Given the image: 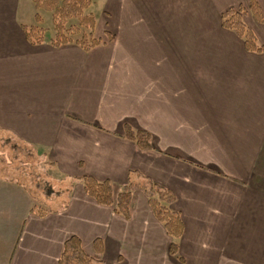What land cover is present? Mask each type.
<instances>
[{
  "label": "crops",
  "instance_id": "0c3cea01",
  "mask_svg": "<svg viewBox=\"0 0 264 264\" xmlns=\"http://www.w3.org/2000/svg\"><path fill=\"white\" fill-rule=\"evenodd\" d=\"M92 3L104 43L85 51L32 44L33 0H0V131L71 183L44 201L0 174V264H60L72 235L102 264H264V51L222 20L250 0ZM244 22L264 45V22L251 11ZM126 122L155 149L122 136ZM83 175L111 180L115 197L144 176L171 189L178 255L144 191L127 219L87 194Z\"/></svg>",
  "mask_w": 264,
  "mask_h": 264
},
{
  "label": "trees",
  "instance_id": "16d2710c",
  "mask_svg": "<svg viewBox=\"0 0 264 264\" xmlns=\"http://www.w3.org/2000/svg\"><path fill=\"white\" fill-rule=\"evenodd\" d=\"M33 2L37 9L52 13L54 35L49 37L47 29L43 26L23 25L26 37L32 44H40L47 40L55 47L75 43L85 51H90L104 43L103 39L95 33L97 20L90 10L91 0H33ZM248 11H251L257 20L264 22L258 0H250L249 8L240 6L226 9L222 13L223 26L234 30L244 40L247 50L263 52L264 45L258 42L251 27L244 22V15ZM36 19L41 20L38 13ZM122 136L135 141L142 149H155L152 135L146 129L133 128L131 124L126 122ZM78 179L83 184L87 194L98 203L114 206L115 212L127 219L131 218L134 189L144 191L155 217L164 225L167 233L173 238L170 245L171 255H178V239L183 235L184 223L180 212L172 207L176 196L171 189L155 182L148 176H144L143 181L139 184L130 181L121 188L115 197L114 187L109 179L97 180L91 175H83ZM32 210L39 216H45L51 212L50 209L41 204H35ZM95 243L98 246L97 250L103 252V247L99 246L102 241L96 239ZM60 264H102V262L89 255L83 248L81 239L76 235H72L65 241Z\"/></svg>",
  "mask_w": 264,
  "mask_h": 264
},
{
  "label": "rangeland",
  "instance_id": "374dc122",
  "mask_svg": "<svg viewBox=\"0 0 264 264\" xmlns=\"http://www.w3.org/2000/svg\"><path fill=\"white\" fill-rule=\"evenodd\" d=\"M36 10V14L40 15L41 20L38 21L35 14L32 25L43 26L47 29V35H54L52 13L37 8ZM90 10L93 12V3ZM0 168L1 175L23 182L36 196L45 198L44 201H48L47 198L58 190L65 191L71 184L69 181L59 183L56 179L51 178L53 172L42 153L2 131H0ZM59 203L60 200L54 205ZM47 205L54 206L51 201Z\"/></svg>",
  "mask_w": 264,
  "mask_h": 264
}]
</instances>
